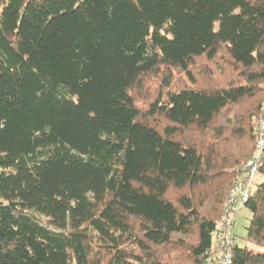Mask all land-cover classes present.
<instances>
[{
    "label": "trees",
    "instance_id": "1",
    "mask_svg": "<svg viewBox=\"0 0 264 264\" xmlns=\"http://www.w3.org/2000/svg\"><path fill=\"white\" fill-rule=\"evenodd\" d=\"M221 50L238 80L196 87L195 60ZM149 78L163 95L142 110L131 92ZM244 100L257 115L242 163L264 113V0H0V264H205L219 154L177 136L220 137ZM261 158L244 204L261 249L234 242L231 264H264Z\"/></svg>",
    "mask_w": 264,
    "mask_h": 264
},
{
    "label": "rangeland",
    "instance_id": "2",
    "mask_svg": "<svg viewBox=\"0 0 264 264\" xmlns=\"http://www.w3.org/2000/svg\"><path fill=\"white\" fill-rule=\"evenodd\" d=\"M191 70L192 76L196 81V87L213 88L214 86H224L226 83H235L234 81L238 80L224 50H221L219 55L212 61L205 57L196 59ZM187 83L188 81L181 73L175 72L173 74L171 82L172 87H181ZM159 85L160 81H158V79L149 78L143 81L140 88H136L131 92L140 109L144 110L157 96L163 95V91ZM256 108L254 100H244L239 105L234 106L225 112L222 118L216 122V128L220 129L221 132V136L218 138L213 131H208L202 134L193 129L182 131L180 132V135L177 136V140L182 144L194 145L206 153H208L210 145H214L219 154L211 163L213 167L212 171L216 173L220 180L213 187V189H215L212 190V194L206 201L205 207L200 210L203 215L217 217L216 227L222 220L226 202L225 199H227L226 193L232 183V172L237 174L236 179H238V177L241 176L240 168L246 162L242 163V161H244V159L251 153L252 138L250 139V133L256 123ZM152 124L159 129H162L167 125V123L160 118L152 121ZM262 180V175L257 173L253 180L251 192L255 190L256 186L262 182ZM219 196H221L220 201H218ZM250 216L251 214L249 210L243 206L233 217L231 233L235 245L238 247H248L260 250L261 248H259V246L250 244L246 242L245 239V230L248 226ZM193 239L194 238L191 234L186 238V242L190 243ZM214 240L215 236H213L212 242H214ZM163 252L165 255H172L171 257L176 255L186 256V249L177 246H171L169 249L167 248L166 250H163ZM182 261L185 262L184 259H182Z\"/></svg>",
    "mask_w": 264,
    "mask_h": 264
},
{
    "label": "built area",
    "instance_id": "3",
    "mask_svg": "<svg viewBox=\"0 0 264 264\" xmlns=\"http://www.w3.org/2000/svg\"><path fill=\"white\" fill-rule=\"evenodd\" d=\"M264 109V105H263ZM264 151V113L261 115L254 144V155L240 168L241 176L238 177L226 199L223 216L216 227V238L213 252L205 264H231L234 239L231 233L233 217L248 201L251 194L253 180L261 166V156Z\"/></svg>",
    "mask_w": 264,
    "mask_h": 264
}]
</instances>
